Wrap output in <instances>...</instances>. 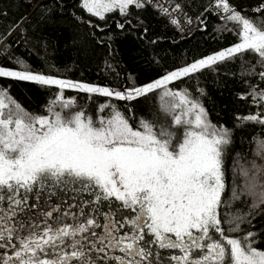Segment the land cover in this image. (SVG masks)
I'll list each match as a JSON object with an SVG mask.
<instances>
[{
    "label": "snow or ice",
    "instance_id": "1",
    "mask_svg": "<svg viewBox=\"0 0 264 264\" xmlns=\"http://www.w3.org/2000/svg\"><path fill=\"white\" fill-rule=\"evenodd\" d=\"M144 6L145 0H80L100 20ZM213 6L236 25L238 42L142 86L114 90L0 66V78L59 90L48 114L34 115L0 89V264H264L257 246L264 232L234 235L264 214V139L254 154L260 164L239 153L233 159L225 198L232 130L214 124L189 90L170 87L236 59L242 77L257 75V65L264 69V2L256 19L230 0ZM246 54L257 58L248 68ZM258 75L264 81V70ZM65 90L109 100L93 114ZM152 93L159 102L153 120L135 121L131 109L126 114L111 102ZM249 97L259 110L236 120L264 126V89L253 86L239 98ZM236 202L247 211L222 215Z\"/></svg>",
    "mask_w": 264,
    "mask_h": 264
},
{
    "label": "trees",
    "instance_id": "2",
    "mask_svg": "<svg viewBox=\"0 0 264 264\" xmlns=\"http://www.w3.org/2000/svg\"><path fill=\"white\" fill-rule=\"evenodd\" d=\"M179 5L187 21L186 29L173 24L161 14L152 0H145L143 8L132 7L129 15L119 12L106 15L105 20L89 15L80 7V0H0V66L31 70L44 75L125 90L142 85L208 54L223 50L238 42V28L222 19L223 13L213 6V0H168ZM264 0H230V4L246 16L256 19L254 10ZM203 21V23H201ZM124 24L121 29L117 24ZM227 29V30H225ZM248 68L256 57L246 54ZM22 61L24 67L17 63ZM257 75L241 76V61H226L211 69L184 78L170 87L187 89L206 108L209 119L216 125L232 130V144L225 157L228 180L227 198L232 187L233 159L237 153L260 164L258 140L264 139V126L241 124L236 120L255 113L259 105L251 97L240 99L255 86L264 89V81ZM0 89L22 108L34 115H47L50 102L59 91L56 86H41L28 81L0 78ZM203 91L204 95L200 92ZM66 98L75 97L77 103L95 112L97 104L109 98L92 96L75 90H65ZM128 114L132 110L135 121L153 120L159 116L156 93L136 101L112 100ZM243 163V160H241ZM247 211L241 202L221 210L235 213ZM254 227L241 225L246 231L264 232V214L252 221ZM227 227V225H225ZM264 237L257 246L264 250Z\"/></svg>",
    "mask_w": 264,
    "mask_h": 264
},
{
    "label": "built area",
    "instance_id": "3",
    "mask_svg": "<svg viewBox=\"0 0 264 264\" xmlns=\"http://www.w3.org/2000/svg\"><path fill=\"white\" fill-rule=\"evenodd\" d=\"M156 3L158 11L165 15L171 22L173 19H176L179 21V27L181 29H186L188 27V22L183 18L182 14L180 13V10H174L176 9V6H174L170 1L168 0H152ZM167 9V12L165 11Z\"/></svg>",
    "mask_w": 264,
    "mask_h": 264
},
{
    "label": "rangeland",
    "instance_id": "4",
    "mask_svg": "<svg viewBox=\"0 0 264 264\" xmlns=\"http://www.w3.org/2000/svg\"><path fill=\"white\" fill-rule=\"evenodd\" d=\"M233 46V45H232ZM229 47H231V46H229ZM228 47V48H229ZM224 50V49H223ZM219 51H221V50H219ZM219 51H216V52H219ZM216 52H214V53H216ZM214 53H211V54H214ZM211 54H208V55H211ZM208 55H206V56H208ZM206 56H204V57H206ZM204 57H202V58H204ZM201 59V58H200ZM199 60V59H198ZM196 61V60H195ZM194 62V61H193ZM192 63V62H191ZM190 64V63H189ZM33 73H37V72H33ZM38 74H40V73H38ZM44 75V74H43ZM47 76H50V75H47ZM52 77H54V76H52ZM160 77H162V76H160ZM160 77H158V78H160ZM56 78H59V77H56ZM158 78H156V79H158ZM60 79H64V78H60ZM156 79H154V80H156ZM66 80H71V79H66ZM154 80H151V81H148V82H146V83H144V84H142V85H145V84H147V83H149V82H152V81H154ZM72 81H76V80H72ZM77 82H81V81H77ZM83 83H85V82H83ZM88 84H92V85H97V86H103V85H99V84H94V83H88ZM142 85H139V86H142Z\"/></svg>",
    "mask_w": 264,
    "mask_h": 264
},
{
    "label": "flooded vegetation",
    "instance_id": "5",
    "mask_svg": "<svg viewBox=\"0 0 264 264\" xmlns=\"http://www.w3.org/2000/svg\"><path fill=\"white\" fill-rule=\"evenodd\" d=\"M234 235H240V234H236V233H234ZM240 236H242V235H240Z\"/></svg>",
    "mask_w": 264,
    "mask_h": 264
}]
</instances>
